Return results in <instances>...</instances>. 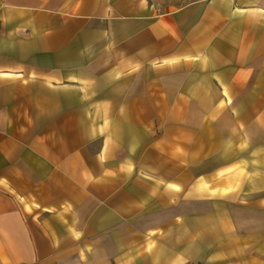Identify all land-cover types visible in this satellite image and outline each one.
I'll use <instances>...</instances> for the list:
<instances>
[{"label": "crops", "instance_id": "obj_1", "mask_svg": "<svg viewBox=\"0 0 264 264\" xmlns=\"http://www.w3.org/2000/svg\"><path fill=\"white\" fill-rule=\"evenodd\" d=\"M0 264H264V0H0Z\"/></svg>", "mask_w": 264, "mask_h": 264}, {"label": "rangeland", "instance_id": "obj_2", "mask_svg": "<svg viewBox=\"0 0 264 264\" xmlns=\"http://www.w3.org/2000/svg\"><path fill=\"white\" fill-rule=\"evenodd\" d=\"M192 0H150L157 12H167L176 10Z\"/></svg>", "mask_w": 264, "mask_h": 264}]
</instances>
